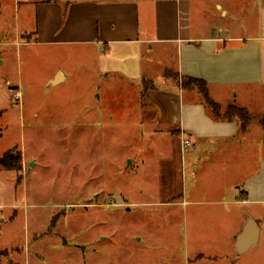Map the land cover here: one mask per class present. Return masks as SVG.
Listing matches in <instances>:
<instances>
[{
  "label": "rangeland",
  "instance_id": "rangeland-1",
  "mask_svg": "<svg viewBox=\"0 0 264 264\" xmlns=\"http://www.w3.org/2000/svg\"><path fill=\"white\" fill-rule=\"evenodd\" d=\"M104 1H135L143 31L154 21L156 3L165 0ZM214 1L190 0L194 22L200 18L197 10H203L206 20L217 19L228 32L246 35L256 29L258 9L249 1L229 0L226 20L214 18ZM24 11L12 0H0V40L15 28L33 26V11ZM89 50L76 46L48 53L21 45L10 63L0 64V157L16 148L33 162L20 183L11 171L0 176L8 190L0 200V264H169L177 254L187 256L189 232L183 224L179 230L173 226L168 239L177 253L171 255L156 240L158 245L150 242L153 249L162 246L154 255L141 239L165 231L163 219L153 223L129 211L132 201L168 203L185 189L199 198L205 194L203 172L194 175L189 148L182 146L185 136L174 127H160L139 94L143 79L161 80L166 69L175 73L176 55L168 47L143 45L100 58ZM58 63L73 78L53 93L45 80ZM169 77L180 86V79ZM258 102L253 111L263 107ZM176 264H186L185 259Z\"/></svg>",
  "mask_w": 264,
  "mask_h": 264
},
{
  "label": "crops",
  "instance_id": "crops-1",
  "mask_svg": "<svg viewBox=\"0 0 264 264\" xmlns=\"http://www.w3.org/2000/svg\"><path fill=\"white\" fill-rule=\"evenodd\" d=\"M12 1L18 9L32 10L35 19L33 26L28 24L22 30L15 28L5 40H0L1 65L10 63L15 47L21 45L42 47L47 52L79 46L89 48L99 58L109 53L121 56L134 45L148 46L152 50L156 46L168 47L176 55L175 73L180 78L204 80L212 100L223 107L236 104L245 107L253 117L264 115V0H245L258 9L256 29L246 35L228 32L217 19L206 20L203 10H197L200 18L194 22L195 11L190 0L157 2L154 21L143 31L135 1ZM219 2L214 1L217 13L214 18L226 20L232 11L230 2L226 0L225 5ZM27 34L30 39L26 38ZM69 78L73 77H68L58 63L47 74L45 86L56 93ZM12 83L7 82L10 86ZM155 85L143 97V104L155 112L160 127H174L178 135L191 140L192 147L187 155H190L194 175L202 170L201 179L206 186L201 190L205 193L201 198L196 196L197 192L185 189L181 198L168 203L132 201L130 212L135 209L153 223L157 218L163 219L162 226H165V231L157 229L141 242L158 245L156 240H160L174 255L178 248L168 239L173 226L179 230L183 224L186 233L189 232L185 244L186 264H241V260L244 264H264V126L253 122L242 131L237 121L212 118L196 91H184L167 77L155 81ZM141 91L139 88L140 95ZM6 92L10 94L8 87ZM256 93L258 97L254 100ZM11 97L10 94V101L13 100ZM258 101L263 107L253 111L252 107L259 105ZM85 111L83 108L82 112ZM3 116L4 113H0V118ZM230 142L234 144L229 146ZM19 152L23 158V171L27 172L29 164L33 163L32 157ZM230 155L234 160L228 163L224 156ZM185 157L181 160L183 169ZM8 172L0 170L1 178ZM7 192L0 183V200ZM161 207H165L164 214L157 215L155 212ZM248 222L255 225L252 234L255 243L239 254L237 239ZM153 248L150 245V251L159 255ZM184 259L177 254L168 263L176 264Z\"/></svg>",
  "mask_w": 264,
  "mask_h": 264
},
{
  "label": "trees",
  "instance_id": "trees-1",
  "mask_svg": "<svg viewBox=\"0 0 264 264\" xmlns=\"http://www.w3.org/2000/svg\"><path fill=\"white\" fill-rule=\"evenodd\" d=\"M165 78L169 76L175 75L176 80L179 81L180 79V88L184 91L187 90H194L198 95L200 96V99L202 103L204 104L206 110L210 114L212 118H215L219 121L229 122V121H237L240 123L242 131H245V129L253 122L258 123L259 125L264 126V116L260 118H256L251 116V114L248 112V110L244 107H239L236 104H230L227 107H223L221 104L217 103L216 101L212 100L209 94V88L206 84V82L202 79H194L191 77L180 76L176 73H171V70H166L164 72ZM179 84V83H178ZM155 82L153 80L147 81L146 79H143L142 85H141V95L140 97H144L145 94L155 88ZM0 170L4 171H11L16 173L17 183L21 182L22 179V173H23V166H22V156L19 151L15 148V150H8L5 153H3L0 157Z\"/></svg>",
  "mask_w": 264,
  "mask_h": 264
},
{
  "label": "water",
  "instance_id": "water-1",
  "mask_svg": "<svg viewBox=\"0 0 264 264\" xmlns=\"http://www.w3.org/2000/svg\"><path fill=\"white\" fill-rule=\"evenodd\" d=\"M1 63V60H0ZM255 225H253L251 222H248L246 225V228L244 229L243 233L238 237V253L242 254L244 250L249 248V246L253 245L255 243L254 237L252 236L254 232ZM253 237V238H252Z\"/></svg>",
  "mask_w": 264,
  "mask_h": 264
},
{
  "label": "built area",
  "instance_id": "built-area-1",
  "mask_svg": "<svg viewBox=\"0 0 264 264\" xmlns=\"http://www.w3.org/2000/svg\"><path fill=\"white\" fill-rule=\"evenodd\" d=\"M15 98H20L19 94L15 95ZM182 146L183 148H191L192 147V142L188 137H185L184 140L182 141Z\"/></svg>",
  "mask_w": 264,
  "mask_h": 264
}]
</instances>
